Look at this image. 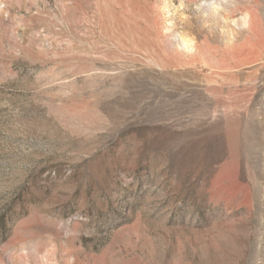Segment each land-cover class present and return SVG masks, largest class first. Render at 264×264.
I'll return each mask as SVG.
<instances>
[{
  "label": "rangeland",
  "instance_id": "obj_1",
  "mask_svg": "<svg viewBox=\"0 0 264 264\" xmlns=\"http://www.w3.org/2000/svg\"><path fill=\"white\" fill-rule=\"evenodd\" d=\"M218 2L230 47L201 0H0V264H264V0Z\"/></svg>",
  "mask_w": 264,
  "mask_h": 264
},
{
  "label": "clouds",
  "instance_id": "obj_2",
  "mask_svg": "<svg viewBox=\"0 0 264 264\" xmlns=\"http://www.w3.org/2000/svg\"><path fill=\"white\" fill-rule=\"evenodd\" d=\"M201 5H210L211 14L213 16H219L223 24L230 25L228 27H222L219 29L221 36L223 37V43L225 47H230L236 43L238 33L247 31L251 28L252 20L251 15L248 12L240 13L235 18L228 19L226 10L224 9L223 5L218 2V0H201ZM161 11L166 15L170 14L169 7L166 4L161 7ZM221 12H225V15L221 16ZM204 16L207 17L208 12H204ZM205 26L207 27L208 25L205 24ZM171 31L172 29L170 27L164 28L165 34H169ZM173 38L175 41L174 48L176 52L186 56L193 55L196 52V42L190 36L177 32L174 34ZM65 225H67L71 230H76V226L74 225L71 217L59 218L58 228H64ZM80 227H83V225H80ZM84 235L90 236L91 232H85Z\"/></svg>",
  "mask_w": 264,
  "mask_h": 264
}]
</instances>
